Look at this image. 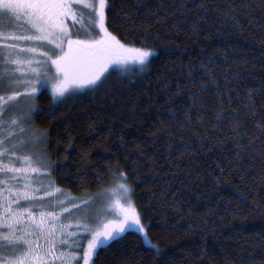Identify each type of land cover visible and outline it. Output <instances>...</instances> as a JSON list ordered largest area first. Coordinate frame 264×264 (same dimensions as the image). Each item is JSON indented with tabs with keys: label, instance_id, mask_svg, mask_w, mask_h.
Returning a JSON list of instances; mask_svg holds the SVG:
<instances>
[{
	"label": "trees",
	"instance_id": "obj_1",
	"mask_svg": "<svg viewBox=\"0 0 264 264\" xmlns=\"http://www.w3.org/2000/svg\"><path fill=\"white\" fill-rule=\"evenodd\" d=\"M108 27L151 63L33 114L59 187L127 173L154 246L129 230L94 264H264V0H111Z\"/></svg>",
	"mask_w": 264,
	"mask_h": 264
},
{
	"label": "snow or ice",
	"instance_id": "obj_2",
	"mask_svg": "<svg viewBox=\"0 0 264 264\" xmlns=\"http://www.w3.org/2000/svg\"><path fill=\"white\" fill-rule=\"evenodd\" d=\"M110 8L111 0H0V77L7 73V87L19 85L33 99L50 85L56 100L77 90L95 91L109 72H127L129 64L146 68L156 49L119 40L108 27ZM17 73L25 75L23 84L10 79ZM20 95L15 90L0 92V125L5 126L0 127V264H94L97 250L130 222L144 231L127 173L110 169L119 177L117 187L125 201L117 198L107 206L118 209L116 219L91 217L96 223H89L84 213V218L64 223L61 214L75 206H63L67 197L53 198L61 190L50 181L43 183V177L50 176L47 161L25 151L23 137L14 138L24 130V109L3 119ZM72 223L75 232L68 231ZM83 236L88 237L86 244ZM73 247L83 251H69Z\"/></svg>",
	"mask_w": 264,
	"mask_h": 264
},
{
	"label": "rangeland",
	"instance_id": "obj_3",
	"mask_svg": "<svg viewBox=\"0 0 264 264\" xmlns=\"http://www.w3.org/2000/svg\"><path fill=\"white\" fill-rule=\"evenodd\" d=\"M70 19L71 18L69 17L68 20L70 21ZM5 20H6V18H5ZM2 60H3V57L0 56V62H2ZM136 66H138V65L137 64H129L128 71L122 72L119 74L117 73L118 74L117 76H122V75L126 76L127 74L131 73V70H134ZM3 70H4V66L2 63H0V72H2ZM10 79L19 80L20 84H23L24 80H25V75L17 73L15 75H12L10 77ZM8 81H9V77H8L7 73H5V75L3 77H0V92H7L10 90H15V91L21 92V95L19 97L15 98V101L9 106V111H8V113H6L4 115L3 119L7 120L9 115H11L14 111L19 110V109H24V116L26 118L21 122V125H20V127H22L24 130L15 132L14 138L20 139L21 137H23L26 141V143L24 145V150L34 153L35 157L43 156L44 159L47 161L48 167L50 168V176H44L43 177V183L48 184L50 181L52 186L58 187L61 190V192L58 195L54 194L53 198L54 199H60L61 197H67L68 199L63 204V206L65 208H67V205L69 203L75 206L74 209H68V211L66 213L61 214L64 218L63 222L67 224L68 220L75 221L78 218L82 219V218H84L83 217L84 213L89 214L90 218L87 221L89 223H96V220L92 219L91 217H106L107 219H116L118 209L115 208V206L111 209H108L107 206L109 204H114V201L117 198H120L122 203L125 202L123 200V198L120 197V191L117 187V182L119 179L118 176H116L115 178H112L110 180V182L108 183V185L106 187L102 188V190L100 189V190L93 191L91 194L83 192L84 194L76 195L74 193H70L67 190H64L63 188L59 187L55 183V180L52 176V167L53 166H52L51 160H50L47 152L45 151L46 134L44 131H42L40 129L38 130L33 123V114H35L36 111L40 110V106L37 102L38 94L44 90L47 91L49 94H51L50 85L47 88H41L38 91V93L36 94L35 98L33 99L29 95L23 93V90L19 85H17L14 89L8 88L7 87ZM82 91H85V90H77V92L72 94V96L79 94ZM62 99L63 98H57L54 101H61ZM0 127H5V126L0 125ZM33 175H36V174H33ZM126 183H128L130 185L128 180L126 181ZM114 188H116L117 190L112 191V189H114ZM45 190H47V189H45ZM89 197L91 199H89ZM131 199L133 200L132 192H131ZM79 200L84 201V203L80 204L78 202ZM141 223L143 224L142 219H141ZM76 229H77V225L75 223L68 224V231L69 232H75ZM0 230H4L2 226H0ZM129 230H133V231H136L137 233H139L142 236L143 241L147 246H149V247L154 246L148 237L145 226H144V231L142 232L140 230V228L134 222H130L129 225L125 228L124 232L119 233L116 236V238L122 236L125 232H127ZM116 238H114V239H116ZM82 239H83V243L86 244L88 237L83 236ZM114 239H112V240H114ZM112 240L108 241L107 244H109ZM57 251H59V249H57ZM69 251H80V252H82L83 247H80V248L73 247V248H70ZM95 254H94V256H95ZM5 255H7V253H5ZM93 259H94V257H93ZM44 264H48V262L45 261ZM57 264H58V262H57ZM80 264H83L82 260H81Z\"/></svg>",
	"mask_w": 264,
	"mask_h": 264
}]
</instances>
